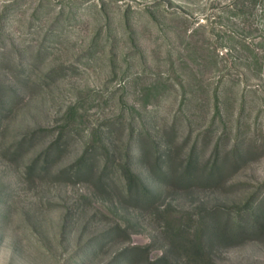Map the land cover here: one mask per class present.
<instances>
[{
	"label": "rangeland",
	"instance_id": "obj_1",
	"mask_svg": "<svg viewBox=\"0 0 264 264\" xmlns=\"http://www.w3.org/2000/svg\"><path fill=\"white\" fill-rule=\"evenodd\" d=\"M0 264H264V0H0Z\"/></svg>",
	"mask_w": 264,
	"mask_h": 264
}]
</instances>
